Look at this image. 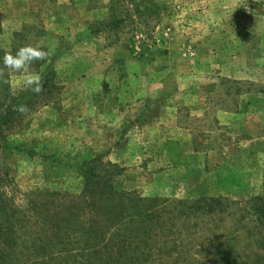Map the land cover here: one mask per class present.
Masks as SVG:
<instances>
[{
    "label": "rangeland",
    "instance_id": "rangeland-1",
    "mask_svg": "<svg viewBox=\"0 0 264 264\" xmlns=\"http://www.w3.org/2000/svg\"><path fill=\"white\" fill-rule=\"evenodd\" d=\"M26 45L0 264H264V0H0V57Z\"/></svg>",
    "mask_w": 264,
    "mask_h": 264
},
{
    "label": "clouds",
    "instance_id": "clouds-1",
    "mask_svg": "<svg viewBox=\"0 0 264 264\" xmlns=\"http://www.w3.org/2000/svg\"><path fill=\"white\" fill-rule=\"evenodd\" d=\"M47 57L48 52L43 47L26 45L18 48L14 54L10 51L6 52L3 57H0V63L5 69H9L13 73H19L24 77L23 87L25 89L39 94L42 91V74L31 71V69L35 62L45 61ZM18 110L24 113L27 108L20 106Z\"/></svg>",
    "mask_w": 264,
    "mask_h": 264
},
{
    "label": "trees",
    "instance_id": "trees-1",
    "mask_svg": "<svg viewBox=\"0 0 264 264\" xmlns=\"http://www.w3.org/2000/svg\"><path fill=\"white\" fill-rule=\"evenodd\" d=\"M0 134H1V131H0ZM0 138H1V137H0ZM0 140H2V138H1Z\"/></svg>",
    "mask_w": 264,
    "mask_h": 264
}]
</instances>
